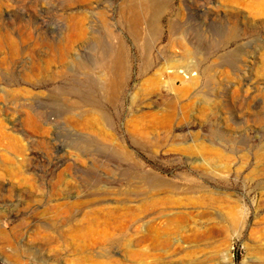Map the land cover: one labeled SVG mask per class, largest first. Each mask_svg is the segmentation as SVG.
I'll list each match as a JSON object with an SVG mask.
<instances>
[{"label":"rangeland","instance_id":"obj_1","mask_svg":"<svg viewBox=\"0 0 264 264\" xmlns=\"http://www.w3.org/2000/svg\"><path fill=\"white\" fill-rule=\"evenodd\" d=\"M126 2L0 0V264H264V0Z\"/></svg>","mask_w":264,"mask_h":264},{"label":"bare ground","instance_id":"obj_2","mask_svg":"<svg viewBox=\"0 0 264 264\" xmlns=\"http://www.w3.org/2000/svg\"><path fill=\"white\" fill-rule=\"evenodd\" d=\"M162 5L163 0H127L126 5L121 10V14L128 25L131 26V33L135 37H139L138 32L140 30L138 29V24L141 23L144 13L148 14L151 32L154 34L155 32L153 31L156 30L154 22ZM114 35L113 31L105 30V33L98 37L97 40L100 42L99 52L95 55L92 63L88 64L83 60L75 62L76 69L81 71L84 77L83 79L75 77L73 83L70 85L71 90L79 95L88 93L85 95V98H88L91 96V92L87 88L91 85L108 101L114 102L116 100L117 95L122 89L127 67L126 58L121 55L120 45H118V49L116 50L115 44L110 41ZM91 69L98 70V72H101V75L103 73L106 74V78H101V75L99 76L98 73H95L97 74L96 78H92ZM80 86L86 89L82 90Z\"/></svg>","mask_w":264,"mask_h":264}]
</instances>
